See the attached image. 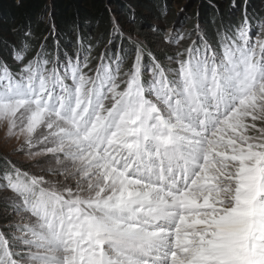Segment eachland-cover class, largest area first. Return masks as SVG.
<instances>
[{
	"label": "snow or ice",
	"instance_id": "6c2138e0",
	"mask_svg": "<svg viewBox=\"0 0 264 264\" xmlns=\"http://www.w3.org/2000/svg\"><path fill=\"white\" fill-rule=\"evenodd\" d=\"M151 31L0 57V264H264V17Z\"/></svg>",
	"mask_w": 264,
	"mask_h": 264
},
{
	"label": "trees",
	"instance_id": "16d2710c",
	"mask_svg": "<svg viewBox=\"0 0 264 264\" xmlns=\"http://www.w3.org/2000/svg\"><path fill=\"white\" fill-rule=\"evenodd\" d=\"M48 1L0 0V31L11 37L8 40L0 36V41L4 40L0 42V57L6 59L10 65H12L10 46L19 45L24 40L26 32H31V42L38 45L37 43L43 41L51 30V24L44 22L43 19L45 10L49 6ZM167 1L170 0H134L139 11H133L135 9L126 4L124 0H53V24L58 38L56 41L47 42L48 47L52 48L58 41L62 50L71 52L78 35L87 42L107 34L111 30L114 11L118 6L128 15L135 13L138 18L134 23L133 32H136L141 39L147 36L149 45L153 47L152 40L156 36L151 31L153 24L150 19L160 21V23L165 22L166 28L171 25L172 20L168 14ZM209 2L211 4L204 5L202 12L193 17L192 24L205 23L204 27L210 37L221 20L239 18L244 11V9L241 10L238 17H235L230 13V4L225 8L221 2H216V0H209ZM253 2L252 0L246 7L249 15L255 20L259 18L260 10L254 8ZM262 11L264 12V6ZM146 25L149 27L146 28ZM49 37L53 39L50 35ZM5 45H8L7 49ZM98 51L100 49H97Z\"/></svg>",
	"mask_w": 264,
	"mask_h": 264
},
{
	"label": "rangeland",
	"instance_id": "374dc122",
	"mask_svg": "<svg viewBox=\"0 0 264 264\" xmlns=\"http://www.w3.org/2000/svg\"><path fill=\"white\" fill-rule=\"evenodd\" d=\"M126 4H129L130 6H132L135 10L133 11H139L137 9V6H135V2L134 0H124ZM252 0H216V2H221L223 4V6L226 8L229 4L230 6V13L231 15L238 17L239 13L241 10L245 9V7L247 5H249L251 3ZM254 2V8H258L260 10V14H259V18L260 17H264V12L262 11V7L264 6V0H253ZM206 4H211L209 2V0H170L167 1V10H168V14L170 15V18L172 21L171 25L169 27L166 28L165 22L160 23V21H156V20H151V23L153 25L159 26L160 28L163 29H170L173 27V25L175 24H181L183 29H190L193 28L196 24H200L202 26L205 25V23L202 22H196L195 25L192 24V19L195 15H198L202 12L204 5ZM217 4V3H215ZM233 4L238 5V7L233 8ZM48 9L45 10V14H44V22L51 24V30L49 31V33L45 36L48 37L47 42H49L50 40H57L58 37H56V29L55 26L53 24V18H54V13H53V0H49L48 1ZM256 6V7H255ZM181 9H184L183 12H181ZM114 17L119 21L120 25L122 26V28L124 29V31L126 33H132L136 38H139L136 34V32H133L134 30V23L131 22L129 20V16L131 14H126L125 12H123V9H121L119 6L118 8H116V11ZM147 16L148 13H146ZM136 18H138L136 16ZM148 28L149 25H146ZM49 35L51 37H54L53 39H50ZM0 36L3 38H7L8 40L11 39L10 36L2 33L0 31ZM44 37V39H45ZM157 37H154V39L152 40V45L153 47H155V43H156ZM4 40H1L0 42H2ZM36 42H37V38H36ZM42 42V41H41ZM5 43V42H4ZM40 42H38L37 44H39ZM8 47H5V49H7ZM35 50V49H34ZM12 66L15 67V65L12 62ZM15 141L14 140H7L5 138V134H4V130L0 129V156L11 153L13 146L15 145ZM12 159L20 161L22 164H24L25 166L27 165V162L24 160L23 156L20 154H16L12 156Z\"/></svg>",
	"mask_w": 264,
	"mask_h": 264
}]
</instances>
